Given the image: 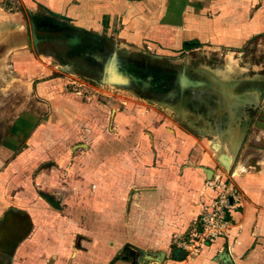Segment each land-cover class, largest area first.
<instances>
[{
  "label": "rangeland",
  "instance_id": "rangeland-1",
  "mask_svg": "<svg viewBox=\"0 0 264 264\" xmlns=\"http://www.w3.org/2000/svg\"><path fill=\"white\" fill-rule=\"evenodd\" d=\"M165 1L0 0V264H264L262 236L229 255L235 173L264 161V30L190 34Z\"/></svg>",
  "mask_w": 264,
  "mask_h": 264
},
{
  "label": "crops",
  "instance_id": "crops-1",
  "mask_svg": "<svg viewBox=\"0 0 264 264\" xmlns=\"http://www.w3.org/2000/svg\"><path fill=\"white\" fill-rule=\"evenodd\" d=\"M45 4H53L58 6L59 1H69L73 3L71 7H68L67 10L76 15L86 16L87 12L91 9H96L98 12L103 14H108L116 16L117 14H123L124 0H39ZM225 1V0H224ZM252 3H256L258 8H251ZM169 1L157 0V6L163 10V14H166V9ZM175 10H177L178 18H181V21L196 22L199 28L196 27L194 23H191L190 26L193 28L190 30V34L195 33V31L203 30L206 34V37H218L221 35L222 39L230 40L233 42V39H242L249 34L252 29L254 31H263L264 30V13L257 15L254 20H251L255 23L254 26L250 25V10H253V14H257L261 11L262 7L259 5L264 2V0H234L232 3H225L223 0H175ZM81 5H88L81 8ZM96 5V6H95ZM254 5V4H253ZM264 5V3H262ZM230 10V11H229ZM223 11L229 13L226 14V17L223 16ZM210 13L209 17L203 15L202 13ZM232 15V18L228 15ZM235 16V17H234ZM193 20V21H191ZM187 29L184 27V24L179 25V34L182 37L185 35L184 31ZM187 33V32H186ZM232 34V35H230ZM220 37V36H219ZM231 43V42H229ZM229 43H223L224 45H229ZM260 166L254 173H235L239 174L235 178L236 183L241 187L243 191L244 201L242 207V213L240 214L241 220V234L238 238L232 243L233 238L226 240L228 243L231 242L234 247L232 248L233 253L229 254L233 257L234 261L240 262L238 259L240 253L250 245L255 236H262L264 238V161H259ZM252 234V236H249ZM241 239V240H238ZM256 239H258L256 237ZM226 242V243H227ZM220 240H216L215 244L210 246L212 252L210 255L213 256L214 253L220 251ZM222 245V244H221ZM181 258L176 259L173 263L178 264Z\"/></svg>",
  "mask_w": 264,
  "mask_h": 264
},
{
  "label": "water",
  "instance_id": "water-1",
  "mask_svg": "<svg viewBox=\"0 0 264 264\" xmlns=\"http://www.w3.org/2000/svg\"><path fill=\"white\" fill-rule=\"evenodd\" d=\"M11 34H9L7 37H5V39H4V41H7L6 43H9V46H10V44H11V42H13V41H11L9 38V36H10ZM28 36L27 35H25V37H24V43L28 46V44H29V42L27 41V38ZM27 38V39H26ZM3 41V40H2ZM1 41V42H2ZM1 42H0V44H1ZM16 43H17V41H16ZM15 43V44H16ZM51 202V204H53L54 206H56L52 201H50ZM175 254H176V256H178V257H184L185 256V252L183 251V250H178V251H176L175 252ZM163 255V253H160V256H162Z\"/></svg>",
  "mask_w": 264,
  "mask_h": 264
},
{
  "label": "flooded vegetation",
  "instance_id": "flooded-vegetation-1",
  "mask_svg": "<svg viewBox=\"0 0 264 264\" xmlns=\"http://www.w3.org/2000/svg\"><path fill=\"white\" fill-rule=\"evenodd\" d=\"M26 28H27V27H26ZM26 28H25V29H26ZM8 29H9V28H8ZM27 31H28V28H27ZM28 33H29V31H28ZM27 38H28V37H27ZM27 38H26V39H27ZM27 41H28L29 44H30V40H29V38L27 39ZM24 42H25V41H24ZM13 43H16V41H13ZM29 46H30V45H29ZM4 50H5V49H3V50L0 51V56L3 55V53L5 52Z\"/></svg>",
  "mask_w": 264,
  "mask_h": 264
},
{
  "label": "built area",
  "instance_id": "built-area-1",
  "mask_svg": "<svg viewBox=\"0 0 264 264\" xmlns=\"http://www.w3.org/2000/svg\"><path fill=\"white\" fill-rule=\"evenodd\" d=\"M209 222H210V224L212 223V218H209Z\"/></svg>",
  "mask_w": 264,
  "mask_h": 264
}]
</instances>
